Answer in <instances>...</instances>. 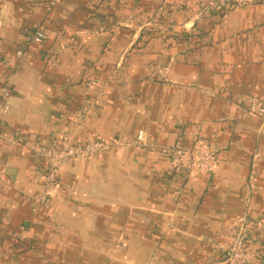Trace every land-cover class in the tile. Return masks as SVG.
<instances>
[{
    "label": "crops",
    "instance_id": "crops-1",
    "mask_svg": "<svg viewBox=\"0 0 264 264\" xmlns=\"http://www.w3.org/2000/svg\"><path fill=\"white\" fill-rule=\"evenodd\" d=\"M211 1L0 0V264H223L212 245L244 215L248 262L264 263V120L248 112L264 99V0ZM65 134L114 144L65 164L43 208L36 151ZM195 145L211 173L159 151Z\"/></svg>",
    "mask_w": 264,
    "mask_h": 264
},
{
    "label": "built area",
    "instance_id": "built-area-1",
    "mask_svg": "<svg viewBox=\"0 0 264 264\" xmlns=\"http://www.w3.org/2000/svg\"><path fill=\"white\" fill-rule=\"evenodd\" d=\"M58 0H55L57 2ZM259 0H213L204 7L203 12L210 14H224L246 7L248 4ZM44 33L37 31L30 35L26 43L38 45L44 40ZM21 56V52L17 53ZM153 77L156 81H167L166 67H157L154 69ZM95 81L88 84L89 88L95 85ZM2 97L9 96L7 89L1 90ZM248 112L264 120V99L253 97L248 103ZM82 115L77 114L80 118ZM136 143L147 146L145 134L143 131L136 136ZM111 142L93 140L84 144L75 143L68 134H65L57 149L43 150L38 149L37 156L45 164L44 188L38 198L39 206L46 208L50 198V191L56 186L61 169L70 161L90 160L106 150ZM159 151L165 155L174 171H186L189 174L211 173L215 166L214 151L209 146L195 145L193 147L181 148L175 146H164ZM251 179V178H250ZM250 219L244 215L235 220L231 229V238L228 242L213 244V249L222 254L223 264H249L246 256V242L249 231Z\"/></svg>",
    "mask_w": 264,
    "mask_h": 264
},
{
    "label": "rangeland",
    "instance_id": "rangeland-1",
    "mask_svg": "<svg viewBox=\"0 0 264 264\" xmlns=\"http://www.w3.org/2000/svg\"><path fill=\"white\" fill-rule=\"evenodd\" d=\"M153 72H154V70L152 71V76H153ZM104 151L100 152L97 156L101 155Z\"/></svg>",
    "mask_w": 264,
    "mask_h": 264
},
{
    "label": "water",
    "instance_id": "water-1",
    "mask_svg": "<svg viewBox=\"0 0 264 264\" xmlns=\"http://www.w3.org/2000/svg\"><path fill=\"white\" fill-rule=\"evenodd\" d=\"M264 264V263H263Z\"/></svg>",
    "mask_w": 264,
    "mask_h": 264
}]
</instances>
